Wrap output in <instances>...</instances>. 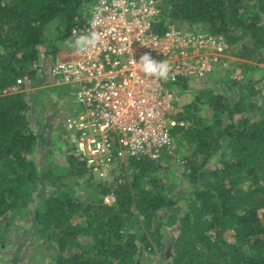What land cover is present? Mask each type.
I'll use <instances>...</instances> for the list:
<instances>
[{"label": "trees", "instance_id": "trees-1", "mask_svg": "<svg viewBox=\"0 0 264 264\" xmlns=\"http://www.w3.org/2000/svg\"><path fill=\"white\" fill-rule=\"evenodd\" d=\"M93 1L0 0V250L18 226L12 222L24 221L52 251L47 264H139L143 249L161 244L159 212L176 208L168 220L179 229L170 264H264L262 81L234 83L219 93L199 90L197 103L211 108L213 115L172 130L176 147L187 148L181 156L187 193L182 183L162 185L157 179L173 155L159 162H131L134 174L115 186L113 206L84 202L75 192L62 191L64 179L87 171L76 154L68 157L69 166L54 167L49 149L39 168L33 156L43 137L30 127L31 105L23 93L2 92L20 78L34 81L40 56H57L60 44L71 37L72 25ZM172 23L200 25L225 38L242 59L264 52V0H172L153 30L162 35ZM188 85L180 81L178 90ZM46 183L54 191L41 200L42 210L30 211L35 193L47 188ZM93 189L101 205L112 193L101 184ZM181 195L191 198L185 209Z\"/></svg>", "mask_w": 264, "mask_h": 264}, {"label": "built area", "instance_id": "built-area-1", "mask_svg": "<svg viewBox=\"0 0 264 264\" xmlns=\"http://www.w3.org/2000/svg\"><path fill=\"white\" fill-rule=\"evenodd\" d=\"M172 0H94L72 25L87 32L94 13L104 33L103 43L91 56L74 50L61 52L50 76L59 86L75 90L78 110L64 120V128L80 162L101 181L116 176V185L131 162H159L176 149L172 130L183 126L176 118L180 108V81H203L223 56L228 42L198 29L184 30L177 23L157 35L153 24ZM166 60L172 68L167 81L146 77L136 65L144 54ZM217 62V63H216ZM23 81L4 91L16 93ZM112 206L114 192L104 199Z\"/></svg>", "mask_w": 264, "mask_h": 264}, {"label": "rangeland", "instance_id": "rangeland-1", "mask_svg": "<svg viewBox=\"0 0 264 264\" xmlns=\"http://www.w3.org/2000/svg\"><path fill=\"white\" fill-rule=\"evenodd\" d=\"M168 3L164 6V8ZM163 8V9H164ZM180 27L184 30L203 28L197 24H181ZM68 39V38H67ZM73 50L67 47L63 42L60 44V51L56 57L40 56L39 63L37 65V77L33 81L31 78H20L23 83L21 84L18 92L26 95V100L31 105L29 110L28 120L33 132L37 135L41 133L43 142L37 144L34 156L38 161L39 168L42 165L43 155L49 151L53 153L54 167H67L69 166L68 157L75 155L72 145L69 141L68 133L64 128V120L66 117L73 115L78 108L75 105V90L69 86H59L50 76V69L54 65L57 59H59L61 52ZM237 51L231 48L228 44L223 56L218 59V63L213 66V72L206 77L203 81L195 82L188 85L189 91L183 92L181 96V106L176 112V118L183 124L184 127H190L198 122L207 121L212 115V109L203 105L202 102L197 103V97L199 90H212L215 92L226 91L234 83H243L247 85L249 81L259 82L264 84V52L259 51L253 59L247 60L237 56ZM258 85L260 89H263V85ZM11 88V87H10ZM9 89V88H8ZM7 90V89H6ZM221 90V91H220ZM5 91V90H4ZM14 94V93H8ZM187 148L176 147L175 153L171 158L172 161L169 167L161 168L158 171V180L163 185H168L170 182L182 183V189L185 193L190 191L189 181L186 178L185 183L183 179L186 176H182L185 171L186 161L182 159L184 157ZM188 153H191L188 152ZM182 156V157H181ZM176 161L177 165L174 164ZM217 162L216 158L208 166L209 169L215 167ZM218 166V165H217ZM83 176H73L63 180L64 187L62 191L75 192L77 197H81L84 202L93 201L98 202V206H106L105 197L100 204L99 196H95L96 191L93 189L95 185H102L104 187L111 188V192H114L117 180L110 178V180L101 181L98 177H94L86 168ZM134 174V170L128 164L125 173L122 176L123 180L130 181ZM124 181V182H125ZM47 188L43 190H37L35 193V201L30 204L29 210L33 211L34 208L39 210L43 209L41 206V200L44 196H48L51 191H54L49 183L44 184ZM180 187L174 189L175 192L180 191ZM184 193V192H183ZM93 196V197H92ZM191 198L181 195L180 204L184 209L189 207ZM115 204V203H114ZM113 204V205H114ZM112 205V206H113ZM97 206V207H98ZM108 206V205H107ZM184 209L180 210L181 213ZM176 208L172 210L164 209L159 212V219L163 222L161 229L162 241L160 246L156 243L151 245V249H143L140 254L139 264H170V260L175 255L174 243L179 235L178 225H171L169 215L176 213ZM97 212V210H95ZM184 213V212H182ZM103 216V215H102ZM20 226L21 229L14 227L9 234L6 235V247L0 250V264H47L50 261L52 251L43 245L40 241L36 230H29V223L24 225V221L12 222ZM4 250V251H3ZM19 261L15 262V258Z\"/></svg>", "mask_w": 264, "mask_h": 264}, {"label": "clouds", "instance_id": "clouds-1", "mask_svg": "<svg viewBox=\"0 0 264 264\" xmlns=\"http://www.w3.org/2000/svg\"><path fill=\"white\" fill-rule=\"evenodd\" d=\"M126 0H114L117 5H123ZM101 23L99 13H94L90 29L87 32H79L73 29L72 36L64 39L63 43L73 49L79 55L91 56L98 51L103 43L104 33L97 31V25ZM131 62L136 65L141 73L146 77L155 78L157 80L167 81L170 79L172 68L166 60H154L148 53L144 54L139 62L131 59Z\"/></svg>", "mask_w": 264, "mask_h": 264}]
</instances>
